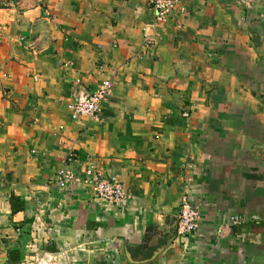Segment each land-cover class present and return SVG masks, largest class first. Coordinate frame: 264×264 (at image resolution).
<instances>
[{"label":"crops","instance_id":"1","mask_svg":"<svg viewBox=\"0 0 264 264\" xmlns=\"http://www.w3.org/2000/svg\"><path fill=\"white\" fill-rule=\"evenodd\" d=\"M147 2L0 9V264H264V0H183L161 24ZM104 80L98 120L72 119ZM185 193L201 224L177 238Z\"/></svg>","mask_w":264,"mask_h":264},{"label":"built area","instance_id":"2","mask_svg":"<svg viewBox=\"0 0 264 264\" xmlns=\"http://www.w3.org/2000/svg\"><path fill=\"white\" fill-rule=\"evenodd\" d=\"M148 6L155 10L157 14L156 23H164L174 14L183 12V0H148ZM113 89L110 80L102 81L96 90L91 94H85L76 98L71 105V118H90L98 120L102 105L108 99ZM76 180L72 171L61 170L55 178V182L60 187H64L68 182ZM84 185L90 190L91 195L98 200H102L112 206L121 207L128 199L124 186L116 181L103 179L99 176L94 166H90L84 176ZM233 225L244 223L243 218H231ZM201 214L199 208L190 200L188 194L181 198L179 212L177 215L176 235L177 238H185L194 234L200 227ZM51 260H38L37 264H53Z\"/></svg>","mask_w":264,"mask_h":264},{"label":"rangeland","instance_id":"3","mask_svg":"<svg viewBox=\"0 0 264 264\" xmlns=\"http://www.w3.org/2000/svg\"><path fill=\"white\" fill-rule=\"evenodd\" d=\"M14 0H0V9H7L13 4Z\"/></svg>","mask_w":264,"mask_h":264}]
</instances>
